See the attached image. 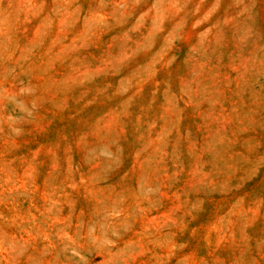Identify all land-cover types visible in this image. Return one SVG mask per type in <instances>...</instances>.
Listing matches in <instances>:
<instances>
[{"label":"rangeland","instance_id":"obj_1","mask_svg":"<svg viewBox=\"0 0 264 264\" xmlns=\"http://www.w3.org/2000/svg\"><path fill=\"white\" fill-rule=\"evenodd\" d=\"M0 264H264V0H0Z\"/></svg>","mask_w":264,"mask_h":264}]
</instances>
